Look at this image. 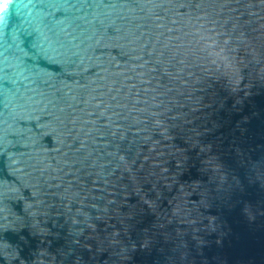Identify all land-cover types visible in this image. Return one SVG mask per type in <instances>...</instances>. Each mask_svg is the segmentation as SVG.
Here are the masks:
<instances>
[{
  "label": "water",
  "instance_id": "95a60500",
  "mask_svg": "<svg viewBox=\"0 0 264 264\" xmlns=\"http://www.w3.org/2000/svg\"><path fill=\"white\" fill-rule=\"evenodd\" d=\"M0 264H264V0H11Z\"/></svg>",
  "mask_w": 264,
  "mask_h": 264
},
{
  "label": "snow or ice",
  "instance_id": "6c2138e0",
  "mask_svg": "<svg viewBox=\"0 0 264 264\" xmlns=\"http://www.w3.org/2000/svg\"><path fill=\"white\" fill-rule=\"evenodd\" d=\"M11 0H2L0 2V13H5L9 11Z\"/></svg>",
  "mask_w": 264,
  "mask_h": 264
}]
</instances>
